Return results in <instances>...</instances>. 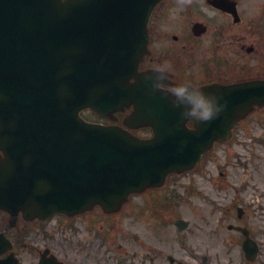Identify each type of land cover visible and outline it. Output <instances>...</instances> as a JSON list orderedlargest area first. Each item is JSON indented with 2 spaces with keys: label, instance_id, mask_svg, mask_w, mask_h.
I'll use <instances>...</instances> for the list:
<instances>
[{
  "label": "water",
  "instance_id": "obj_1",
  "mask_svg": "<svg viewBox=\"0 0 264 264\" xmlns=\"http://www.w3.org/2000/svg\"><path fill=\"white\" fill-rule=\"evenodd\" d=\"M159 1L0 0V207L28 218L117 211L130 194L194 167L264 104V81L204 87L227 105L192 130L163 92L150 94L137 71ZM131 105L128 123L152 126L153 139L80 116Z\"/></svg>",
  "mask_w": 264,
  "mask_h": 264
},
{
  "label": "flooded vegetation",
  "instance_id": "obj_2",
  "mask_svg": "<svg viewBox=\"0 0 264 264\" xmlns=\"http://www.w3.org/2000/svg\"><path fill=\"white\" fill-rule=\"evenodd\" d=\"M149 25V51L141 72L150 73L156 63L167 60L173 65L171 83L190 80L203 87L264 79V0H164ZM132 112L133 108L127 109L125 114ZM123 122L120 117L113 123L123 126ZM124 216L130 222L128 231L121 227V215L113 217L101 209L45 220H27L23 213L0 209V264H111L101 257L97 245L111 239L106 230L113 234L112 242H118L114 264H158L163 256L166 264H184L172 252L155 251L164 250V236L156 237L154 247L148 235L145 253L127 249L137 243L131 230L137 223L151 231L165 230V223L154 219L151 205L137 204ZM74 245L79 253L72 250ZM78 254L81 259L75 261Z\"/></svg>",
  "mask_w": 264,
  "mask_h": 264
},
{
  "label": "rangeland",
  "instance_id": "obj_3",
  "mask_svg": "<svg viewBox=\"0 0 264 264\" xmlns=\"http://www.w3.org/2000/svg\"><path fill=\"white\" fill-rule=\"evenodd\" d=\"M236 140L238 142L235 143ZM212 153L213 156L195 175L173 177L171 185L163 189L162 193H154L150 197L154 201H158L161 196L168 200H184V203L176 202L168 219L171 222L178 215L189 222V227L182 232L177 230L173 222L170 223L166 239L162 241L165 243L162 253L172 252L185 264H250L238 240L226 239L228 235H238L230 232L227 226L241 224L250 229L252 238L260 244V254L253 264H264V109L249 116L230 143L215 147ZM147 199L146 196L144 199H132L129 207L147 203ZM238 206L245 211L241 223L236 219ZM225 210L228 212L225 213ZM128 223L124 221L122 224L126 231ZM131 230L139 236L140 241L128 244L129 251L145 253L148 235L156 246L158 235L141 226V223ZM179 237L185 241V248L178 243ZM76 248L74 245L72 250L78 252ZM160 248L155 250L159 251ZM106 252L100 254L101 257L114 264L116 252ZM199 253L208 255L209 260L204 262L199 258ZM78 258L81 259L80 254L75 257V261ZM158 264H166L165 256Z\"/></svg>",
  "mask_w": 264,
  "mask_h": 264
},
{
  "label": "clouds",
  "instance_id": "obj_4",
  "mask_svg": "<svg viewBox=\"0 0 264 264\" xmlns=\"http://www.w3.org/2000/svg\"><path fill=\"white\" fill-rule=\"evenodd\" d=\"M172 72L173 65L170 61L156 63L151 72L145 75L150 94L163 92L170 106L179 110L180 118L189 126L192 122L207 123L221 114L227 105L226 100L221 101L190 80L171 83Z\"/></svg>",
  "mask_w": 264,
  "mask_h": 264
}]
</instances>
